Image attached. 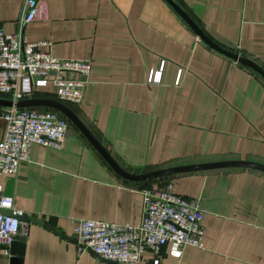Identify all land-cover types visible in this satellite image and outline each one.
Returning a JSON list of instances; mask_svg holds the SVG:
<instances>
[{
	"label": "crops",
	"instance_id": "1",
	"mask_svg": "<svg viewBox=\"0 0 264 264\" xmlns=\"http://www.w3.org/2000/svg\"><path fill=\"white\" fill-rule=\"evenodd\" d=\"M24 1L0 0L5 33L20 30ZM36 1L39 16L23 27L24 38L47 42L42 50L59 59L90 61L82 103L64 104L120 168L264 165V81L204 44L165 0ZM174 1L211 41L264 70V0ZM151 72L160 73L159 83L148 82ZM33 97L57 100L52 85ZM67 122L61 150L33 144L16 175H0L4 194L28 218L20 221L22 264H113L77 251L75 221L136 225L142 189L167 182L198 201L203 247H185L179 258L168 246L158 255L145 251L142 264H264L263 173L224 169L129 182ZM9 260L0 247V264Z\"/></svg>",
	"mask_w": 264,
	"mask_h": 264
},
{
	"label": "built area",
	"instance_id": "2",
	"mask_svg": "<svg viewBox=\"0 0 264 264\" xmlns=\"http://www.w3.org/2000/svg\"><path fill=\"white\" fill-rule=\"evenodd\" d=\"M39 3L25 0L19 20L20 30L5 33L0 29V95L12 101L33 97L49 85L57 101L80 105L83 89L91 69L89 60L59 59L49 51L45 41H27L22 29L38 19ZM149 83H159L160 73L151 72ZM4 134L0 141V175H16L21 164L29 161L30 147L61 150L68 131L64 116L51 109H4ZM141 220L136 225L79 219L74 224L77 251L90 250L113 264H142V255H158L163 247L179 258L185 247H203L202 211L197 200L177 195L171 182L159 189L144 188ZM0 209L13 216L0 214V247H8L20 236L22 212L14 207L13 197L5 195L0 184ZM157 264V261L154 262Z\"/></svg>",
	"mask_w": 264,
	"mask_h": 264
},
{
	"label": "water",
	"instance_id": "3",
	"mask_svg": "<svg viewBox=\"0 0 264 264\" xmlns=\"http://www.w3.org/2000/svg\"><path fill=\"white\" fill-rule=\"evenodd\" d=\"M165 2L175 11V13L192 29L197 37L206 44L209 48L219 53L220 55L237 62L238 64L248 68L249 70L256 73L264 81V70L252 60L240 56L237 52L227 50L213 41H211L203 31L197 26V24L188 16V14L174 1L165 0ZM0 108L2 109H28V108H48L54 110L64 116L90 143V145L97 151L100 157L105 163L111 168V170L121 177L122 179L129 182H141L147 183L148 181L175 176L179 174L205 172L213 170H224V169H247L251 171H257L264 174V165L261 163L247 161V160H225L215 161L203 164L188 165V166H176L164 169H158L146 173L131 174L120 168L116 162L111 158L107 151L100 145V143L91 135L87 128L77 118L73 111L64 103L59 102L50 98H34L24 99L20 101H12L0 97ZM0 214L6 216H13L11 210L0 209ZM19 221H27L28 218L21 215L16 216ZM10 253V264H22V256L24 251V238L17 237L11 245L8 247ZM13 256H16L14 258Z\"/></svg>",
	"mask_w": 264,
	"mask_h": 264
},
{
	"label": "trees",
	"instance_id": "4",
	"mask_svg": "<svg viewBox=\"0 0 264 264\" xmlns=\"http://www.w3.org/2000/svg\"><path fill=\"white\" fill-rule=\"evenodd\" d=\"M44 109H46V108H44Z\"/></svg>",
	"mask_w": 264,
	"mask_h": 264
}]
</instances>
